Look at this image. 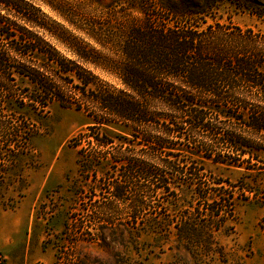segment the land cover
Here are the masks:
<instances>
[{"label":"trees","instance_id":"obj_1","mask_svg":"<svg viewBox=\"0 0 264 264\" xmlns=\"http://www.w3.org/2000/svg\"><path fill=\"white\" fill-rule=\"evenodd\" d=\"M224 1L264 22V0H113L118 14L140 16L116 56L77 44L72 61L38 35L47 29L32 0H0V151L16 154L28 141L26 111H81L91 123L68 146L81 187L104 200L93 222L107 224L130 195L135 238H172L194 259L209 255L238 202L264 208L254 180L264 174V32L216 22ZM205 161L254 184L211 174ZM8 165L0 153V191Z\"/></svg>","mask_w":264,"mask_h":264},{"label":"rangeland","instance_id":"obj_2","mask_svg":"<svg viewBox=\"0 0 264 264\" xmlns=\"http://www.w3.org/2000/svg\"><path fill=\"white\" fill-rule=\"evenodd\" d=\"M32 2L47 29L38 35L72 61L77 59L69 48L77 44L109 58L116 56L130 19L140 17L134 12L129 16L118 14L113 0ZM213 16L220 24L230 21L242 29L264 32V22L226 1L216 6ZM83 67L112 88H120L114 76L90 65ZM22 115L29 123L28 141L20 144L22 148L16 154L0 151L11 161L0 191V264H264V208L253 199L237 203L226 232L216 235L213 252L203 253L199 259L172 238L164 241L143 233L135 238L126 205L130 195L127 201L116 204L107 224L94 223L98 210L93 206L104 200L81 187L76 150L68 146L90 120L83 112L57 103L45 113L26 111ZM203 166L233 183L243 178L254 184L240 169L208 161ZM254 180L264 187V174ZM100 226L104 228L99 230ZM71 242L75 243L73 247Z\"/></svg>","mask_w":264,"mask_h":264}]
</instances>
